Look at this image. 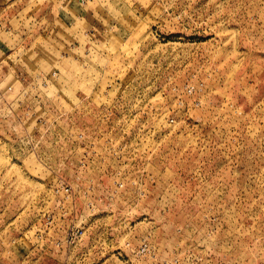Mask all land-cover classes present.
I'll return each instance as SVG.
<instances>
[{"label": "rangeland", "instance_id": "374dc122", "mask_svg": "<svg viewBox=\"0 0 264 264\" xmlns=\"http://www.w3.org/2000/svg\"><path fill=\"white\" fill-rule=\"evenodd\" d=\"M0 264H264V0H0Z\"/></svg>", "mask_w": 264, "mask_h": 264}, {"label": "built area", "instance_id": "2783aa9c", "mask_svg": "<svg viewBox=\"0 0 264 264\" xmlns=\"http://www.w3.org/2000/svg\"><path fill=\"white\" fill-rule=\"evenodd\" d=\"M201 86H203V84H200V87ZM199 89V87L197 86V85H192V86H189L188 87V89H187V91H188V93H193V92H195V91H197ZM63 191V192H65V193H69L70 192V187L68 186V185H65V184H63L62 186H61V188H56V192L58 193V192H60V191ZM48 218H50V216H48ZM78 233H79V231H73L72 230V235L74 236V237H76V236H78Z\"/></svg>", "mask_w": 264, "mask_h": 264}]
</instances>
